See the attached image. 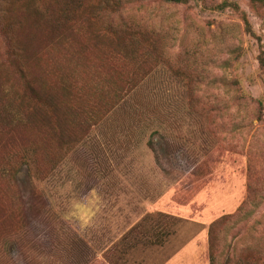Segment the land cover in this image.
I'll return each mask as SVG.
<instances>
[{"label": "rangeland", "instance_id": "rangeland-1", "mask_svg": "<svg viewBox=\"0 0 264 264\" xmlns=\"http://www.w3.org/2000/svg\"><path fill=\"white\" fill-rule=\"evenodd\" d=\"M61 1L0 18V264H264V6Z\"/></svg>", "mask_w": 264, "mask_h": 264}, {"label": "trees", "instance_id": "trees-1", "mask_svg": "<svg viewBox=\"0 0 264 264\" xmlns=\"http://www.w3.org/2000/svg\"><path fill=\"white\" fill-rule=\"evenodd\" d=\"M113 8V11L118 14V15H122V10L121 8H119V1L118 0H110ZM80 0H62L61 4H62V8L59 10L58 13V18L55 19L56 23L58 25H63V24H68L69 22L75 20L76 16V12L75 9H69L70 5L73 4L75 6H80L81 3H79ZM9 0H0V18L4 15V13L6 12V8L9 5ZM251 3L253 4L254 7H258L259 5L264 6V0H251ZM227 5V3H223L220 5H217V8H222L225 7ZM118 7V8H116ZM235 7V6H234ZM116 8V9H115ZM264 19V17H263ZM246 22V28L248 30V32L253 33L251 26L249 24V22L247 21V19H245ZM124 27L130 31V34L134 37H138V36H143L145 33L141 30L140 26L136 23L133 22H129L125 23ZM54 29V28H53ZM146 33H150L149 31L146 30ZM152 47H150V45H148V47L146 48V51L149 52L151 51ZM20 50V49H18ZM258 62H259V66L261 69H264V50H261L259 55H258ZM184 78V77H183ZM229 85H233V86H237V90L239 89L238 87V83L237 82H231L229 83ZM258 105L260 107L261 103L260 101H258ZM148 146L150 148H153V144L150 142L148 143ZM23 161H25V156L23 155ZM27 162V161H26ZM7 171H9V169H7ZM33 196H34V192ZM38 198V196H37ZM227 218L221 217L215 221H213L210 226H209V248H210V253H209V260H210V264H217V259L214 255L215 252V243H216V230L217 227L220 226L222 223H224V221ZM151 243H156V242H151Z\"/></svg>", "mask_w": 264, "mask_h": 264}]
</instances>
